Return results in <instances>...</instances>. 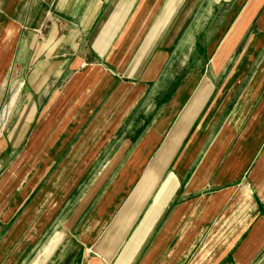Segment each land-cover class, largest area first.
<instances>
[{
    "label": "crops",
    "instance_id": "crops-1",
    "mask_svg": "<svg viewBox=\"0 0 264 264\" xmlns=\"http://www.w3.org/2000/svg\"><path fill=\"white\" fill-rule=\"evenodd\" d=\"M186 1L0 0V264H264V0Z\"/></svg>",
    "mask_w": 264,
    "mask_h": 264
},
{
    "label": "rangeland",
    "instance_id": "rangeland-1",
    "mask_svg": "<svg viewBox=\"0 0 264 264\" xmlns=\"http://www.w3.org/2000/svg\"><path fill=\"white\" fill-rule=\"evenodd\" d=\"M183 0H170V3L168 7L165 10L164 18L160 21L159 26L161 27L162 21L165 19V22L173 17L175 12L177 11L178 7L182 3ZM193 0H187L186 5L183 11L185 14L187 13L189 8H193ZM201 3V2H200ZM204 3V0L202 1V4ZM200 6H197V8ZM185 25H190V21H186ZM23 69H19V66H12L11 72L9 74V79H5L3 82V87H1L0 91V136L3 132L9 131L11 127H13L19 119L20 110H21V102L22 98L19 97V92L22 89L24 85V72ZM19 76V77H18ZM22 76V77H21ZM17 93V96L14 95ZM4 140V139H3ZM1 141V140H0ZM22 145V144H21ZM19 145L17 147V150L21 147ZM23 147V146H22ZM13 150V152L5 153V155H0V175L3 171V169L6 167L8 161L10 159H19V162H23L22 166H26V168H30L33 170H42V169H48V158L44 159L37 164L32 158L28 157H21L19 156V151ZM17 151V152H16ZM18 154V155H17ZM25 158V160H23ZM14 159V160H15ZM20 164V165H21ZM48 165V166H47ZM1 178V176H0Z\"/></svg>",
    "mask_w": 264,
    "mask_h": 264
}]
</instances>
